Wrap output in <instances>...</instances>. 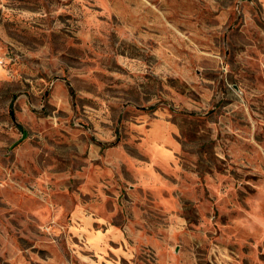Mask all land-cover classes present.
Wrapping results in <instances>:
<instances>
[{"label": "rangeland", "instance_id": "1", "mask_svg": "<svg viewBox=\"0 0 264 264\" xmlns=\"http://www.w3.org/2000/svg\"><path fill=\"white\" fill-rule=\"evenodd\" d=\"M0 264H264V0H0Z\"/></svg>", "mask_w": 264, "mask_h": 264}, {"label": "water", "instance_id": "2", "mask_svg": "<svg viewBox=\"0 0 264 264\" xmlns=\"http://www.w3.org/2000/svg\"><path fill=\"white\" fill-rule=\"evenodd\" d=\"M24 136V135H23Z\"/></svg>", "mask_w": 264, "mask_h": 264}]
</instances>
